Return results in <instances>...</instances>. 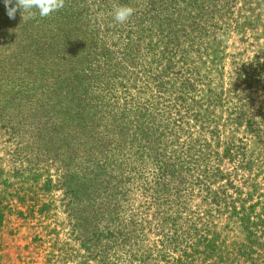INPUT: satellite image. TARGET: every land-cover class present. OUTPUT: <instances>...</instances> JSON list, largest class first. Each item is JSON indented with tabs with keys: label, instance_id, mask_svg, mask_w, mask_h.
<instances>
[{
	"label": "trees",
	"instance_id": "1",
	"mask_svg": "<svg viewBox=\"0 0 264 264\" xmlns=\"http://www.w3.org/2000/svg\"><path fill=\"white\" fill-rule=\"evenodd\" d=\"M263 164L264 0H0V233L32 264H264Z\"/></svg>",
	"mask_w": 264,
	"mask_h": 264
},
{
	"label": "rangeland",
	"instance_id": "2",
	"mask_svg": "<svg viewBox=\"0 0 264 264\" xmlns=\"http://www.w3.org/2000/svg\"><path fill=\"white\" fill-rule=\"evenodd\" d=\"M232 45V52H237L240 49V43L236 36H233L230 40ZM252 41V40H251ZM249 41L248 46H250L251 51H254V46L261 45L262 38L259 41ZM252 47V48H251ZM246 63L249 68L256 65L254 59H252V52L247 53ZM246 55V56H247ZM245 141L248 143V148L253 149L255 142L247 137ZM264 165V164H263ZM240 174V171H237ZM258 180L264 185V168L262 167L260 172H258ZM238 184V182H235ZM14 227V220L5 221V226L3 232L0 233V264H32L43 256V254L48 250L46 247H38L39 241H33V232H29L28 225L25 228L19 229L17 233H11V229ZM233 233H238L237 229L234 228ZM45 251V252H44Z\"/></svg>",
	"mask_w": 264,
	"mask_h": 264
},
{
	"label": "clouds",
	"instance_id": "3",
	"mask_svg": "<svg viewBox=\"0 0 264 264\" xmlns=\"http://www.w3.org/2000/svg\"><path fill=\"white\" fill-rule=\"evenodd\" d=\"M9 18H15L20 10L22 20L33 19L36 14L40 17L49 16L64 5V0H3ZM135 9L127 5L115 6L112 10L114 23L125 24L134 15Z\"/></svg>",
	"mask_w": 264,
	"mask_h": 264
}]
</instances>
